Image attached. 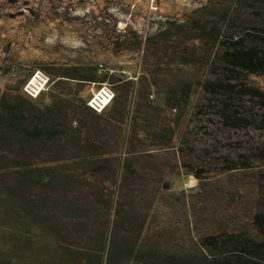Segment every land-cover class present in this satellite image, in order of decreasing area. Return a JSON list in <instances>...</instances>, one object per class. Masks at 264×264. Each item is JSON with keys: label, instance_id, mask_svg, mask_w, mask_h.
<instances>
[{"label": "rangeland", "instance_id": "rangeland-1", "mask_svg": "<svg viewBox=\"0 0 264 264\" xmlns=\"http://www.w3.org/2000/svg\"><path fill=\"white\" fill-rule=\"evenodd\" d=\"M227 4L228 0H0V92L10 86L43 107L51 95L62 92L87 102L108 88L121 99L124 82H131L127 118L114 155L118 169L133 158L137 172L120 188L127 195L124 209L135 221L144 222L142 252L131 264H163L167 256H174L177 264H205L199 239L248 223L258 208L256 172L264 173V161L253 162L250 170L226 172L219 158L246 152L251 143L264 141V132L224 128L215 111L205 107L207 99L199 87L211 72L201 63L199 42L183 33L174 35L173 27L162 33L170 22H190L196 10L206 8L201 12L208 18ZM216 16L211 15V21ZM132 33L142 41L138 48ZM179 42L184 44L178 46ZM183 48L196 52L188 65L178 63ZM72 66L94 68L99 78L110 75L117 82L63 80L56 86L58 78L44 71ZM250 79L264 91V76ZM185 84L191 86L187 101L177 103L175 110L165 106L169 89ZM246 107L252 114L258 111L249 101ZM156 122L174 128L170 147L153 143L150 131ZM182 162L202 170L201 179L186 173Z\"/></svg>", "mask_w": 264, "mask_h": 264}, {"label": "trees", "instance_id": "trees-1", "mask_svg": "<svg viewBox=\"0 0 264 264\" xmlns=\"http://www.w3.org/2000/svg\"><path fill=\"white\" fill-rule=\"evenodd\" d=\"M204 10H196L190 22L168 23L162 33L173 27L174 35L183 33L199 42L201 63L211 69L199 87L207 99L205 107L215 111L224 128L264 132V91L250 79L264 76V0H228L218 16L211 14L215 21L211 15L205 18ZM131 38L138 48L142 41L134 33ZM195 53L183 48L178 63L188 65ZM44 71L58 78L53 82L56 86L63 80L117 82L110 75L99 78L91 67ZM130 83L124 82L126 94L121 99L113 95L103 113L64 92L51 95L43 107L10 86L0 92V264H101L102 259L105 264H131L142 252L144 222L135 221L124 209L127 195L120 190L136 177L133 158L118 169L114 156L127 118ZM190 87L169 89L165 106L175 110L177 103L186 102ZM248 101L257 107L255 114L246 107ZM152 126L153 143L170 147L174 128L159 122ZM134 133L132 129L131 139ZM250 145L235 157L219 158L222 169L250 170L253 162L264 161V141ZM181 167L201 179L202 170L188 162ZM256 173L258 208L252 210L248 223L199 239L205 264H264V173ZM176 261L167 256L162 263Z\"/></svg>", "mask_w": 264, "mask_h": 264}, {"label": "built area", "instance_id": "built-area-1", "mask_svg": "<svg viewBox=\"0 0 264 264\" xmlns=\"http://www.w3.org/2000/svg\"><path fill=\"white\" fill-rule=\"evenodd\" d=\"M100 96L104 99H101L100 97L91 98L89 99L86 104L89 108H91L96 113H101L108 105L111 104L113 94L110 91V89L106 88L105 91H103Z\"/></svg>", "mask_w": 264, "mask_h": 264}, {"label": "bare ground", "instance_id": "bare-ground-1", "mask_svg": "<svg viewBox=\"0 0 264 264\" xmlns=\"http://www.w3.org/2000/svg\"><path fill=\"white\" fill-rule=\"evenodd\" d=\"M103 92H101L100 94H102ZM100 94H98V96L97 97H100L101 99H103L101 96H100ZM104 100V99H103Z\"/></svg>", "mask_w": 264, "mask_h": 264}]
</instances>
